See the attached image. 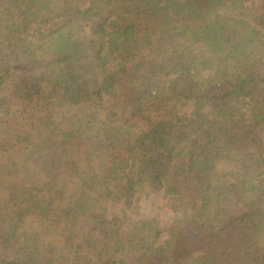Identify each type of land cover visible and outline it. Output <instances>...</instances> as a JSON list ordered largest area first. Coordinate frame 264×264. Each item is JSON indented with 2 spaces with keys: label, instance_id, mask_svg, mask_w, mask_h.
Listing matches in <instances>:
<instances>
[{
  "label": "trees",
  "instance_id": "trees-1",
  "mask_svg": "<svg viewBox=\"0 0 264 264\" xmlns=\"http://www.w3.org/2000/svg\"><path fill=\"white\" fill-rule=\"evenodd\" d=\"M249 1L0 0V264H264Z\"/></svg>",
  "mask_w": 264,
  "mask_h": 264
},
{
  "label": "rangeland",
  "instance_id": "rangeland-1",
  "mask_svg": "<svg viewBox=\"0 0 264 264\" xmlns=\"http://www.w3.org/2000/svg\"><path fill=\"white\" fill-rule=\"evenodd\" d=\"M246 6L250 8L252 14H256L264 9V0H250ZM245 11V10H244ZM190 111L189 106L184 108ZM235 170L234 164L223 162L218 166V171L222 174H231ZM172 197L167 196L163 191L143 193L139 200V213L127 211L122 205L111 207V213L120 217H128L129 221L135 223L139 220L155 219L158 226L166 229L171 224L175 212L172 207ZM167 232L164 233L162 242L168 239Z\"/></svg>",
  "mask_w": 264,
  "mask_h": 264
}]
</instances>
